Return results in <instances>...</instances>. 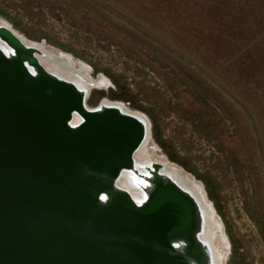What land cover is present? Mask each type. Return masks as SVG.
<instances>
[{"label":"water","instance_id":"95a60500","mask_svg":"<svg viewBox=\"0 0 264 264\" xmlns=\"http://www.w3.org/2000/svg\"><path fill=\"white\" fill-rule=\"evenodd\" d=\"M15 30L0 24V264H221L215 207L148 156L150 117L89 107L92 68Z\"/></svg>","mask_w":264,"mask_h":264},{"label":"rangeland","instance_id":"374dc122","mask_svg":"<svg viewBox=\"0 0 264 264\" xmlns=\"http://www.w3.org/2000/svg\"><path fill=\"white\" fill-rule=\"evenodd\" d=\"M0 16L108 81L89 107L150 113L157 151L207 175L227 262L264 264V0H0Z\"/></svg>","mask_w":264,"mask_h":264},{"label":"bare ground","instance_id":"6f19581e","mask_svg":"<svg viewBox=\"0 0 264 264\" xmlns=\"http://www.w3.org/2000/svg\"><path fill=\"white\" fill-rule=\"evenodd\" d=\"M0 24L10 25L11 26V24H9L7 21H5V20H3L1 18H0ZM22 36L24 37V35H22ZM26 40L29 41V39H26ZM39 44L43 47V50L49 52L50 54H52L56 58H59V60H60V56L63 55V51H61L60 49H57V48H53L51 46H47V45H45L43 43H39ZM70 60L72 62L73 67L76 70H80L81 69V67H80V66H82V63H80L81 61H79V60H77L75 58H73V59L70 58ZM43 63L46 65V67L50 71L54 70V66H52L47 60H43ZM67 74H69V73H67ZM68 76L70 78L73 77L72 74H69ZM95 82H97L98 85L100 86V87H98L99 89L102 88V87L108 86L107 85L108 84L107 83L108 81L106 82L105 80H102V78L100 76H99V78H97L95 80ZM127 109H129V108H127ZM145 150H146V152L148 153V156L151 159H153V160H155L157 162H160V163L165 164L167 166V168H169L170 170H172L174 173L178 174L181 178H184L186 181H188V184L195 189V191L197 192V194L203 199V201L206 204V206H208V207L211 206L210 200L205 195V192H204L202 186L197 182V180H194V178L189 173H187L186 171H184L182 168H180L176 164L172 163V161H170V159L168 157H166V155H162L164 153H162V152L160 153L159 151H157L156 147L154 146V142L152 140V136L151 135H150L149 142L147 143V145L145 147ZM146 158L147 157H145V159ZM210 210L211 209H209V211ZM211 215H212V221L211 222H212V226H213V234H212L213 242H214V244H215V246L217 248V251L219 252V254L221 256V264H228L229 263V262H227L228 257L226 258V256H228V250H229V248L226 247L225 244L222 243V241L220 239L221 233H220V228L218 227V222L219 221H217V219L215 218L214 211L213 212L211 211ZM221 230H223V228ZM227 242H229V241H227Z\"/></svg>","mask_w":264,"mask_h":264},{"label":"trees","instance_id":"16d2710c","mask_svg":"<svg viewBox=\"0 0 264 264\" xmlns=\"http://www.w3.org/2000/svg\"><path fill=\"white\" fill-rule=\"evenodd\" d=\"M50 41H51V40H50ZM147 114L150 115V117H152L150 113H147ZM152 120H153V122H155V121H154V120H155L154 118H152ZM182 166H183L186 170L192 172V173H193L198 179L202 180L203 183L205 182V184H206L207 187H208V190H209L208 192H209L210 197H211V196H212V189H211L210 181L208 180V178H206L207 175H206V177H204L203 175H200L199 173H197V171L188 168L187 165L182 164Z\"/></svg>","mask_w":264,"mask_h":264}]
</instances>
